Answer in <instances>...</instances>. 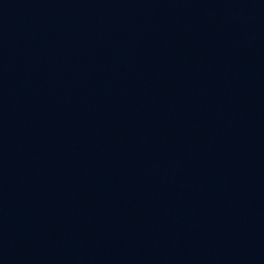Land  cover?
<instances>
[{
    "label": "water",
    "instance_id": "obj_1",
    "mask_svg": "<svg viewBox=\"0 0 264 264\" xmlns=\"http://www.w3.org/2000/svg\"><path fill=\"white\" fill-rule=\"evenodd\" d=\"M0 264H264V0H0Z\"/></svg>",
    "mask_w": 264,
    "mask_h": 264
}]
</instances>
